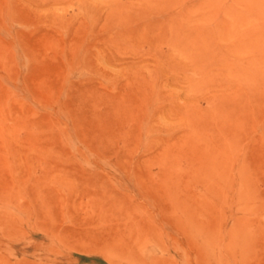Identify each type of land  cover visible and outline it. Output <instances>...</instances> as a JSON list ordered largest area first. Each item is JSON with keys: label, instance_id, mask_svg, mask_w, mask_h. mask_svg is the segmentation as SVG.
Segmentation results:
<instances>
[{"label": "rangeland", "instance_id": "obj_1", "mask_svg": "<svg viewBox=\"0 0 264 264\" xmlns=\"http://www.w3.org/2000/svg\"><path fill=\"white\" fill-rule=\"evenodd\" d=\"M0 264H264V0H0Z\"/></svg>", "mask_w": 264, "mask_h": 264}]
</instances>
